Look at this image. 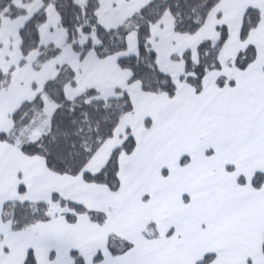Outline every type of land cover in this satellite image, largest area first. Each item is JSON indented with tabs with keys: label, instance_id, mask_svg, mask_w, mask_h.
<instances>
[{
	"label": "snow or ice",
	"instance_id": "6c2138e0",
	"mask_svg": "<svg viewBox=\"0 0 264 264\" xmlns=\"http://www.w3.org/2000/svg\"><path fill=\"white\" fill-rule=\"evenodd\" d=\"M0 264H264V0H0Z\"/></svg>",
	"mask_w": 264,
	"mask_h": 264
}]
</instances>
